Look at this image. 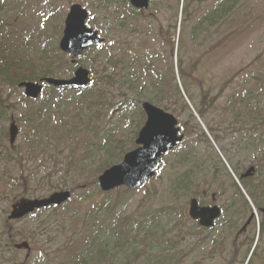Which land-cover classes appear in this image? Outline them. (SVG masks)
Listing matches in <instances>:
<instances>
[{"label":"rangeland","instance_id":"374dc122","mask_svg":"<svg viewBox=\"0 0 264 264\" xmlns=\"http://www.w3.org/2000/svg\"><path fill=\"white\" fill-rule=\"evenodd\" d=\"M126 1L19 0L8 10L15 12V19L4 22L11 41L0 44V52L7 49L14 59L38 56L33 63L44 76L70 78L75 66H84L93 80L85 91L103 92L90 93L96 103L88 118L85 99L72 102L69 92L45 87L54 105L58 100L72 102L57 115L47 114L52 126L62 117V122L74 119L66 117L67 110L83 114L81 129L80 123L76 128L56 127L50 141L34 128L32 115L44 102L42 95L31 100L18 86L0 91L16 106L0 122L1 168L9 158L0 182V242L4 244L0 264H245L248 258L249 244L236 257L217 251L211 243L212 230H203L173 210L187 212L191 197L211 204L215 194L214 203L228 215L236 207L228 206L234 190L228 177L236 182L233 171L238 162L263 170L264 146L252 145L251 139L264 141V0H242L222 23L218 13L198 23L199 16L208 15L217 0H189L182 26L177 0L152 1L138 14L131 12ZM74 2L86 8L87 25L105 42L87 50L75 63L59 50L63 57L55 56L53 64L44 67L42 53L57 45L65 14ZM22 21L24 30L18 25ZM6 33L0 30V37ZM178 55L183 74L178 71ZM143 100L172 113L183 139L142 187L102 192L96 186L99 172L94 174L93 167L105 157L120 160L126 149L135 146L145 120L140 107ZM118 104L121 108L111 111ZM12 120L18 127L13 151L17 161L6 149L10 148ZM243 140L248 141L246 150L239 146ZM41 143L46 145L32 147ZM191 157L196 159L193 165ZM183 171L187 172L185 182ZM260 173L252 176L253 184L263 181ZM24 190V196L38 198L70 190L71 198L58 208L34 210L24 220L13 222L20 234L14 243H27L28 248L11 243L7 249L4 217L13 205L12 194ZM253 211L255 217L264 215ZM259 238L264 241V235Z\"/></svg>","mask_w":264,"mask_h":264},{"label":"water","instance_id":"95a60500","mask_svg":"<svg viewBox=\"0 0 264 264\" xmlns=\"http://www.w3.org/2000/svg\"><path fill=\"white\" fill-rule=\"evenodd\" d=\"M149 1L130 0V3L135 8H146ZM87 17L88 12L80 4L74 3L69 7L64 20L62 36L59 40L61 50L70 53L72 56H79L84 50L104 41L102 37H99L97 31H93L86 26L85 20ZM90 80L89 70L82 66L76 68L70 79L53 77L41 79L42 82L54 86L74 87L86 85ZM18 86L25 87V95L30 98L38 97L42 89L39 82L23 81ZM141 107L146 119L135 140L138 146L128 151L120 163L110 166L98 176V184L102 191H110L121 185H125L129 189L139 187L143 182L154 176L155 171L161 166L162 156L176 147L183 137L179 135L180 128L176 126L177 119L173 114L149 101L142 102ZM16 135L17 127L12 122L9 127L11 144H13ZM253 171L254 168L250 167L244 176L250 175ZM69 198L70 192L62 190L53 192L42 199H21L13 207L9 218H21L35 208L60 205ZM188 215L191 219L197 220L200 226L210 227L220 215V209L217 205L201 206L196 198H191L189 200ZM18 247L28 248V244H19Z\"/></svg>","mask_w":264,"mask_h":264},{"label":"trees","instance_id":"16d2710c","mask_svg":"<svg viewBox=\"0 0 264 264\" xmlns=\"http://www.w3.org/2000/svg\"><path fill=\"white\" fill-rule=\"evenodd\" d=\"M16 1L19 0H0V22H1V31L3 33H6L7 31L5 30V25L4 22L8 19H15V17H13L14 15V11H8L10 8H12V3H15ZM127 2V1H126ZM242 0H217V2L211 7V10L209 11L208 15L207 14H201L198 18V23H201L203 21H205L206 18H208L211 15L214 14H220L221 16V23L226 21L228 19L229 14H234L235 11L240 7ZM189 0H184L183 5H182V15H184V19L185 17L188 15L189 13ZM131 12L138 14L140 13V11H135L133 9H130ZM184 19H181V26L184 23ZM220 23V24H221ZM11 32H7L6 35L4 37H0V42H2L3 44L6 41H11V36H10ZM100 46V45H99ZM98 47H93L91 50H95ZM55 56H58L60 58L63 57V54L59 51L58 47L56 44H54L52 46V50L50 52H43L42 53V57L44 58V61L42 63V65L45 67V65L48 63L49 65H52L53 62V58ZM113 56V55H111ZM38 56L32 57L31 59L26 58H20V59H14V57L12 56L11 53H7L6 49L2 50L0 52V91H2L5 87H14L17 85L18 82L22 81V80H31V81H37L40 77H43L45 74H38L37 72L39 71L36 67V65L33 63V61L37 60ZM32 60V61H31ZM177 65H178V71L180 73L183 74V71L181 70L182 67V63H181V59L178 55V59H177ZM136 63H134L133 65H135ZM76 67V66H75ZM24 72H28V74H25ZM93 83V80L91 81V83L89 85H86L85 87H81V88H71V87H52V86H46L51 88L52 90L57 91L58 93H62V92H69V97L68 99L72 102H77L79 103V101L81 99H85V102L87 101L88 106L86 107V111H85V117L91 118V111L93 109V105L96 103L95 99L96 96L90 94L93 92H97V93H102L103 91H85L91 84ZM127 83H129V81H127ZM123 84V83H122ZM157 86V85H156ZM178 90V87H177ZM141 93L145 92V91H140ZM148 92L153 93V94H157L159 91H152V90H148ZM46 97V98H44ZM42 98L44 100V102L41 104V106H36L34 108L35 112L32 115L33 116V121L35 123V127L37 128L40 136L42 137H46L48 140L51 141L50 139V135H52V133L56 132L59 128L56 127H68V125L70 126V128H76L78 125L77 123H80V127H78V130L81 129L82 127V122H81V118L83 117V114H81L79 112V110L74 113L73 111H66V117L67 118H71L73 117L74 119L72 121H68V122H62V120H64L65 118L62 117L60 118V123H56L54 126H52V121H48V118L53 114V115H57L58 111H64L65 108L71 104L72 102H61L60 100H58V103L56 105L53 104L51 97L49 96L48 91H45L44 94L42 95ZM25 100V99H24ZM39 100V99H37ZM84 102V103H85ZM97 104H101L100 100H98ZM119 108H121V105H114L112 107L113 112L119 110ZM14 110H16V106L13 104V102L11 101V97L9 98V95L4 97L2 94H0V122L3 119H7L8 115L13 112ZM94 110V109H93ZM126 109L121 110V112H124ZM198 111H202V109H198ZM51 113V115H49L47 117V114ZM202 113V112H201ZM110 118V116H109ZM62 123H64L63 125H61ZM107 137V136H106ZM104 139L105 136L101 139V141L103 140V144L102 146L104 147ZM254 143L258 144V145H263L264 146V141H262L261 139H255V137H252L251 139V144L254 145ZM46 144H32V147H36V148H41ZM253 148V147H252ZM7 151H9L11 154H14V157H12V160L17 161V157L15 155L14 151V147L13 148H6ZM6 160H9L8 157L5 158ZM21 158L18 159V161ZM5 160V164L3 165V168L5 167V165L7 164V161ZM119 160V157H117L116 159H111L110 157H105L101 160H98L97 163L94 165L93 170H94V174H96L97 172H101L102 170H104L106 167H108L109 165H111L112 163H115ZM196 159L192 158L190 159L189 163H192V165L195 163ZM164 162V159H163ZM0 167V182L5 178V171H7L8 169H4ZM236 171V169H234ZM189 172V171H188ZM182 182H185V177L187 176V172L183 171L182 173ZM27 176V175H26ZM23 181V178L21 179ZM25 182V181H24ZM27 184V181H26ZM234 186H236L235 183H233ZM244 184V183H243ZM264 184V182H261L259 185L254 184L253 188L251 189L250 187H248V191L250 194L251 199L253 200V202L255 203V206L258 208L259 205H261L262 203H264V187H259L260 185ZM9 185V183L7 184ZM97 186V183H96ZM245 186V184H244ZM180 187H184V188H190L188 185H180ZM246 187V186H245ZM72 188V187H70ZM127 191V190H126ZM129 191V190H128ZM24 193H26V191H23L22 193H14L12 195H14V198H18V197H26L24 196ZM256 195H253V194ZM186 196V195H185ZM185 196H183V199L185 201ZM31 197V196H28ZM13 200V199H12ZM173 213H177L178 215L184 217L187 219L185 210L183 212H179L176 210H173ZM6 231V238L9 240L8 245L11 248V243H13V240L15 239V237L17 236L16 230L15 229H9L7 225L4 226ZM4 244L0 242V248L3 247Z\"/></svg>","mask_w":264,"mask_h":264},{"label":"flooded vegetation","instance_id":"af4514ba","mask_svg":"<svg viewBox=\"0 0 264 264\" xmlns=\"http://www.w3.org/2000/svg\"><path fill=\"white\" fill-rule=\"evenodd\" d=\"M235 164V163H234ZM252 166L250 163L245 167L244 163L238 162L237 164V173L238 177L243 183L251 184V178L244 176L246 170ZM254 166V165H253ZM255 167V166H254ZM256 168V167H255ZM262 172V171H260ZM264 176V172L262 173ZM234 193L237 196V201H229V205H235L246 208L245 200L239 197L238 189H234ZM216 196L212 195V199L215 200ZM221 208V207H220ZM220 216L217 220L214 221V225L212 227V235L214 240L216 241L217 246H225L223 248H218V251L232 254L236 257V255L246 250V246L250 244L252 239L255 237L254 226L255 220L254 217H251L250 214L248 216ZM260 227L263 230L262 235H264V216L261 217ZM230 224V225H229ZM259 236V235H258ZM257 238V237H256ZM260 238L257 239V244L255 248H253V254L250 259V264H259V257H263L264 261V241ZM229 243V244H228ZM235 258H233L234 260ZM264 264V263H263Z\"/></svg>","mask_w":264,"mask_h":264}]
</instances>
